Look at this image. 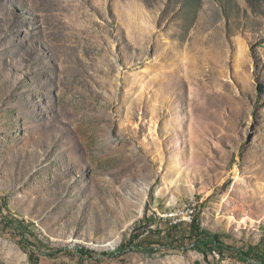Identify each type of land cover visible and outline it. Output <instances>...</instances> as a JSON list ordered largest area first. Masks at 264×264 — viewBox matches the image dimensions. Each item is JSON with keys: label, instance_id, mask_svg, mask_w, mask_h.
<instances>
[{"label": "rangeland", "instance_id": "1", "mask_svg": "<svg viewBox=\"0 0 264 264\" xmlns=\"http://www.w3.org/2000/svg\"><path fill=\"white\" fill-rule=\"evenodd\" d=\"M0 264H264V0H0Z\"/></svg>", "mask_w": 264, "mask_h": 264}, {"label": "built area", "instance_id": "2", "mask_svg": "<svg viewBox=\"0 0 264 264\" xmlns=\"http://www.w3.org/2000/svg\"><path fill=\"white\" fill-rule=\"evenodd\" d=\"M175 223H191L193 215H189V211L177 213V218L173 219Z\"/></svg>", "mask_w": 264, "mask_h": 264}, {"label": "trees", "instance_id": "3", "mask_svg": "<svg viewBox=\"0 0 264 264\" xmlns=\"http://www.w3.org/2000/svg\"><path fill=\"white\" fill-rule=\"evenodd\" d=\"M261 88V87H260ZM146 220V217L143 218V220L139 221L138 223H144ZM196 226V220H193L192 222V227ZM198 230V228H197ZM207 234V233H206ZM191 238V237H190ZM213 241H215V244H218L220 247H219V251L220 252H224V248H227L229 247L227 244H224V243H221V242H218V238L217 237H213L211 238ZM205 255V254H204ZM206 256V255H205Z\"/></svg>", "mask_w": 264, "mask_h": 264}, {"label": "bare ground", "instance_id": "4", "mask_svg": "<svg viewBox=\"0 0 264 264\" xmlns=\"http://www.w3.org/2000/svg\"><path fill=\"white\" fill-rule=\"evenodd\" d=\"M187 211H189V215H192L193 214V210H187ZM169 218H172V219H176L177 218V213H175V214H172V215H169L168 216ZM193 221V220H192Z\"/></svg>", "mask_w": 264, "mask_h": 264}]
</instances>
